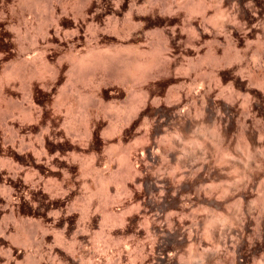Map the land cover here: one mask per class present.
Masks as SVG:
<instances>
[{
	"label": "bare ground",
	"instance_id": "1",
	"mask_svg": "<svg viewBox=\"0 0 264 264\" xmlns=\"http://www.w3.org/2000/svg\"><path fill=\"white\" fill-rule=\"evenodd\" d=\"M9 1L0 0V45L11 42L4 36L11 30L18 41L23 38L22 12L27 2L38 4L18 0L14 12ZM213 1L216 9L210 16L204 2L197 10L192 4L204 24H189V38L177 41L184 49L179 61L151 40L147 47L138 43L136 58L121 69L135 83H146L158 71H172L173 76L165 89L141 90L128 105L104 107L114 119L102 137L120 135L123 120L128 124L130 117L135 128L129 144L110 141L101 161L90 150L89 157L77 162L85 200L69 241L65 233L43 224L34 226L38 233L27 234L25 204L23 211L14 208L11 185L0 182V264H264V0H238L231 12L226 0ZM11 12L19 14L15 26L9 22ZM34 38L33 54L27 61L21 56V62L30 63L28 74L40 79L47 62L42 67ZM17 49L22 53L23 46ZM110 53L90 55L77 64L96 66L108 61ZM13 71L6 68L0 75L3 85L16 77ZM85 129L81 137L90 139L91 131ZM13 167L1 153L0 171ZM61 187L47 185L48 200L39 196L32 210L47 211L53 223L58 216H69L68 202H51L59 193L65 195ZM63 223L66 229L72 219ZM49 234L57 250L50 247L44 254ZM27 245L34 246V255H28Z\"/></svg>",
	"mask_w": 264,
	"mask_h": 264
},
{
	"label": "rangeland",
	"instance_id": "2",
	"mask_svg": "<svg viewBox=\"0 0 264 264\" xmlns=\"http://www.w3.org/2000/svg\"><path fill=\"white\" fill-rule=\"evenodd\" d=\"M10 1L8 3L13 4L15 10L14 7H10L17 12L18 0ZM201 1L207 5L206 14L209 16L214 14L216 4L213 0H38L37 5L27 2L22 12L24 19L20 22L22 39L19 38L18 41L15 31L3 32L4 36L11 39V42L1 41L0 75L6 68H11L16 77L12 79V82L4 85L0 82L2 85L0 87V112L3 114L0 113V154H6L14 166V169L9 172L0 171V182L5 179L4 181L9 186L11 185V200L13 201L12 206L15 205L14 208L19 206L22 210L25 204V210L22 211L27 234L38 233L39 228L34 226L43 224L52 226L55 232L65 233L69 241V232L79 218L85 200V189L80 184L82 179L78 176L79 163L77 162L83 161L82 157H89L90 150L95 153L98 161H101L105 156L103 148L110 141L115 144L121 139L127 144L135 128V120L130 117L133 120L128 119V124L126 120H123L126 126L122 123L123 129L120 135L114 136L111 140L102 137L101 131L111 119H114V116L106 111V106L109 104L128 105L134 101L133 99H137L135 95L138 94L139 97V92L141 94L142 91L165 89L168 87L169 76H173L172 71L169 74L168 71H158L153 73L146 83L139 81L135 83L126 75L124 76L123 71H125L126 64L128 66L131 62L138 43H144L147 47L151 40L158 42L161 48L163 44L164 49L167 48L165 53H174L176 60L179 61V53L184 49L177 41L189 38L190 33L187 28L189 24L193 26L204 24L199 13H193L195 8L197 10V7L201 6ZM225 3L227 4H225L226 9L231 12V6L238 3V0H226ZM192 4L196 5L195 8L193 6V10ZM186 9L191 10L187 12ZM191 11L192 14L189 13ZM12 14L9 22L10 24L13 22L12 25L15 26L19 20V14L16 13L13 16ZM2 23L0 22V25L4 26ZM210 29L213 30L212 27ZM150 33L153 34L150 35ZM33 34L35 41L38 39L37 43L39 42L37 48H40L42 52V60H44L42 67L46 62L49 66L43 68L45 71L42 70L40 79L28 74L32 70V66L28 67L30 63L24 62L25 67L21 62L23 61L21 56H24L27 61L26 57L30 59L33 54L35 46L30 45ZM19 42H22V53L17 49L21 46ZM167 42L171 46L169 52ZM129 48L131 51L128 50ZM132 48H134L133 52ZM127 50L132 53L129 54ZM114 52L117 54L114 55ZM109 53H113L110 55L111 58L106 62L95 64L96 66L84 65L81 68L77 64L79 60H87L88 56L90 58V55L97 57ZM17 61L21 62L24 68ZM23 76L25 79H22ZM27 85L28 88H26ZM24 114L29 117L23 116ZM84 128L91 131L90 139H86V136L81 137L86 132H83ZM117 150L120 149L117 148ZM77 177L80 179L76 181ZM46 181H49L48 184ZM50 182L53 186L55 184L62 186L63 193H65L64 196L59 193L60 195L51 202L55 206H61L62 200L69 203L67 207L69 216H58L59 218H54L56 220L54 223L52 216H46L47 211L43 210L38 213L37 207L33 211L31 206L39 196L48 200L49 195L44 189L51 184ZM23 196L24 199H22ZM18 199L23 202H16ZM69 219H72V225H66L64 229L63 222ZM49 235L42 248L44 254L47 253L48 248L55 246L53 235ZM34 249L33 245L28 246V255H34Z\"/></svg>",
	"mask_w": 264,
	"mask_h": 264
}]
</instances>
